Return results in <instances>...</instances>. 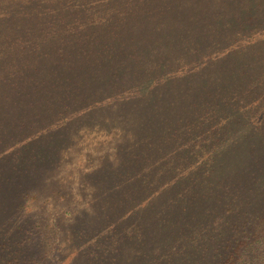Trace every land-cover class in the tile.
I'll use <instances>...</instances> for the list:
<instances>
[{
	"label": "trees",
	"instance_id": "trees-1",
	"mask_svg": "<svg viewBox=\"0 0 264 264\" xmlns=\"http://www.w3.org/2000/svg\"><path fill=\"white\" fill-rule=\"evenodd\" d=\"M220 100L258 139L214 176ZM98 129L123 138L48 254L28 199ZM263 239L264 0H0V264H264Z\"/></svg>",
	"mask_w": 264,
	"mask_h": 264
},
{
	"label": "rangeland",
	"instance_id": "rangeland-1",
	"mask_svg": "<svg viewBox=\"0 0 264 264\" xmlns=\"http://www.w3.org/2000/svg\"><path fill=\"white\" fill-rule=\"evenodd\" d=\"M9 5L7 1L1 6L6 8ZM229 21L230 24H233L232 18ZM225 46L223 43L221 44V47L225 48ZM237 55L240 54L236 51L232 56H236L234 58L238 62ZM189 58L192 60L191 56L187 59ZM232 74H234L233 70L229 77ZM231 82L229 81L226 85L237 87L238 91L234 93L235 97L246 95V87ZM146 86L142 89H145ZM218 105L231 120L229 128L231 130L225 145L215 157L214 176L227 172L232 165L241 164L247 157L249 147L258 139V134L249 125V119L246 115L244 116L241 108L240 110L237 107L228 106L221 100ZM244 112L246 113V110ZM122 138V131L98 129L83 132L76 138L75 143L61 153V159L45 185L43 184L32 192L33 195L28 199V206L38 220L40 238L43 248L48 254L60 251L64 255H69L71 240L74 239L71 221L86 207L89 200L86 185L87 174L111 160L110 154L113 153ZM258 252L264 253V239L259 244V251L255 252L257 257L260 256L259 259L262 263L264 256L258 255ZM243 264H246V258L243 259Z\"/></svg>",
	"mask_w": 264,
	"mask_h": 264
}]
</instances>
